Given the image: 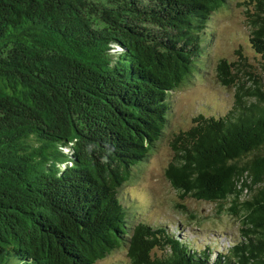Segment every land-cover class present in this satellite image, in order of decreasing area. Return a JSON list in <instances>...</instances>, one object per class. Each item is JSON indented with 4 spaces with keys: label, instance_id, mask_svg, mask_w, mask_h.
I'll list each match as a JSON object with an SVG mask.
<instances>
[{
    "label": "trees",
    "instance_id": "trees-1",
    "mask_svg": "<svg viewBox=\"0 0 264 264\" xmlns=\"http://www.w3.org/2000/svg\"><path fill=\"white\" fill-rule=\"evenodd\" d=\"M229 1L0 0V264H95L121 247L131 264H264V90L223 60L234 104L171 135L164 176L181 198L229 202L239 237L212 256L124 201ZM246 1L264 61V0Z\"/></svg>",
    "mask_w": 264,
    "mask_h": 264
},
{
    "label": "rangeland",
    "instance_id": "rangeland-1",
    "mask_svg": "<svg viewBox=\"0 0 264 264\" xmlns=\"http://www.w3.org/2000/svg\"><path fill=\"white\" fill-rule=\"evenodd\" d=\"M246 10H250L246 0H230L212 15L209 21L212 38L206 50L207 59L173 92L168 133L157 142L148 159L135 169L125 189L124 201L131 210L132 221L162 225L197 249L209 246L212 256L216 250H227L239 237L238 218L230 214L229 202L219 208L215 203L187 196L181 198L165 178L164 169L172 156L169 141L174 132L188 128L200 113L216 116L234 104L236 89L220 80V60L225 63L227 71L237 69L234 72L244 86H250L252 78H257L264 90V61L249 42L251 27ZM160 253L159 248L153 249V254ZM95 264L131 263L126 249L121 247Z\"/></svg>",
    "mask_w": 264,
    "mask_h": 264
}]
</instances>
